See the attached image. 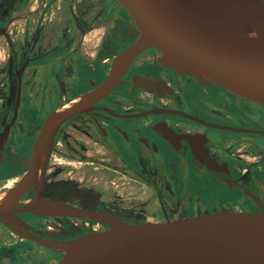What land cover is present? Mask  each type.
I'll return each instance as SVG.
<instances>
[{
	"label": "flooded vegetation",
	"instance_id": "obj_1",
	"mask_svg": "<svg viewBox=\"0 0 264 264\" xmlns=\"http://www.w3.org/2000/svg\"><path fill=\"white\" fill-rule=\"evenodd\" d=\"M121 2L0 0V134L10 125L0 188L31 169L46 118L103 83L142 36L146 26L139 31ZM116 33L120 50H106ZM170 48L144 50L111 93L60 126L42 184L39 177L21 202L41 190V199L140 225L264 212V102L201 68L199 79L166 65ZM13 215L12 227L0 221V264H57L69 241L111 229L67 215Z\"/></svg>",
	"mask_w": 264,
	"mask_h": 264
},
{
	"label": "water",
	"instance_id": "obj_2",
	"mask_svg": "<svg viewBox=\"0 0 264 264\" xmlns=\"http://www.w3.org/2000/svg\"><path fill=\"white\" fill-rule=\"evenodd\" d=\"M144 26L142 36L117 57L109 77L82 101H67L45 120L33 149L31 169L5 194L0 221L12 225L14 212L67 215L106 222L111 229L88 233L67 243L57 264H264V212L210 216L162 224H134L112 216L41 199L21 196L44 177L54 139L70 117L111 93L135 58L149 47L168 45L163 62L199 79V68L228 86L264 102V38L251 39L264 24V0H123ZM67 106L66 108H63ZM10 125L0 134V167ZM49 151L40 173L43 149ZM39 179V181H40ZM19 232V231H17ZM21 233V232H19ZM23 233V232H22ZM23 235L38 240L34 235Z\"/></svg>",
	"mask_w": 264,
	"mask_h": 264
},
{
	"label": "bare ground",
	"instance_id": "obj_3",
	"mask_svg": "<svg viewBox=\"0 0 264 264\" xmlns=\"http://www.w3.org/2000/svg\"><path fill=\"white\" fill-rule=\"evenodd\" d=\"M264 38V24L259 28V30L254 34L252 35L251 39L253 40H257V39H263ZM82 96H79L78 98L74 99V100H71L69 101V103H79L82 101ZM67 106H64L63 108H66ZM48 151H49V148L48 146H46L43 151H42V155H41V160H40V173H42L44 171V168H45V160H46V157H47V154H48ZM42 178L40 179V184H42ZM11 188V187H10ZM15 190H11L5 194H0V204H2L7 198H10L13 193H14ZM65 251H67L68 249L65 248L64 249Z\"/></svg>",
	"mask_w": 264,
	"mask_h": 264
},
{
	"label": "rangeland",
	"instance_id": "obj_4",
	"mask_svg": "<svg viewBox=\"0 0 264 264\" xmlns=\"http://www.w3.org/2000/svg\"><path fill=\"white\" fill-rule=\"evenodd\" d=\"M121 3H123V2H121ZM128 4V3H127ZM129 5V4H128ZM124 5H122L121 7H123ZM127 7H129L130 8V5L129 6H127ZM124 8V7H123ZM115 11H118L116 8L114 9ZM131 11H132V8H131ZM130 14H132V13H130ZM134 14V13H133ZM143 27H144V25L142 24V26L138 29L139 31L141 30L142 31V29H143ZM96 34V33H95ZM94 34V35H95ZM139 34V32H136L134 29L133 30H131V33L129 34L130 35V37L132 38V39H135L136 37H137V35ZM121 36H119L118 37V33H116V35H115V37L114 36H112V43H111V46H108L107 47V49L106 50H112V48L113 49H115V50H117V51H119L120 50V47H121ZM69 101V100H68ZM46 171H47V168L45 169V173H46ZM45 173H44V176H45ZM43 179H44V177H43ZM12 188V186H9L8 188H5V189H2V188H0V194H2L3 192H5L6 190H8L9 188ZM27 264H29V263H27Z\"/></svg>",
	"mask_w": 264,
	"mask_h": 264
}]
</instances>
